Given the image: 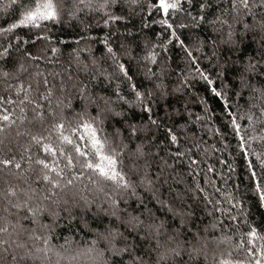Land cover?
I'll list each match as a JSON object with an SVG mask.
<instances>
[{
    "label": "snow or ice",
    "instance_id": "obj_1",
    "mask_svg": "<svg viewBox=\"0 0 264 264\" xmlns=\"http://www.w3.org/2000/svg\"><path fill=\"white\" fill-rule=\"evenodd\" d=\"M213 7V0H147L146 5L144 0H6L0 4V12L7 16L5 26H0L4 185L0 264H199V257L207 262L210 254L212 264H264V232L247 219L241 225L240 215L226 214L237 226L247 228L235 242V249L244 255L218 260L212 246L232 243L233 237H217L209 226L192 234L187 229L192 206H186L179 193L175 197L179 205L161 199L155 188L163 167H173L165 157L174 161L188 157L191 165L198 164L189 155L202 143L195 126L227 140L220 128L208 127L213 117L206 101H201L203 115L187 104L176 107L167 102L181 88L170 89L165 83L170 57L160 58L155 49L167 52L174 40L207 89L223 101L226 127L237 141L249 187L257 204L264 206V0H228L227 8L218 3V12L210 13ZM136 9L141 14L145 10L162 14L159 23L171 38L160 44L146 39L143 57L134 55L136 37L127 26ZM96 17L97 26L109 29L100 41L105 49L101 57L89 44L98 38L91 34L88 18ZM49 24L79 30L69 43L54 35ZM202 24L216 34L207 56L211 71L199 67L200 58L194 55L204 53L208 39L197 37L189 44L178 35L181 29ZM55 45L70 48L63 64V52ZM108 59L114 70L102 67ZM51 65H60L61 71H48ZM141 74L151 87L143 85ZM94 82H107L108 87L98 88ZM228 92L237 97L235 110ZM161 101L163 115L158 111ZM135 109L142 113L138 121L131 115ZM208 171L214 169L209 166ZM140 188L152 193V206L138 194ZM195 191L206 189L197 186ZM203 199L216 210L211 194ZM235 199L225 195V201ZM230 207L235 210L236 204ZM77 208L82 209L79 217L74 214ZM218 224L223 226L215 221L211 229ZM57 230L69 232L63 244L53 243L59 239ZM74 231L91 239L74 241Z\"/></svg>",
    "mask_w": 264,
    "mask_h": 264
},
{
    "label": "trees",
    "instance_id": "obj_2",
    "mask_svg": "<svg viewBox=\"0 0 264 264\" xmlns=\"http://www.w3.org/2000/svg\"><path fill=\"white\" fill-rule=\"evenodd\" d=\"M6 0H0V4H3ZM145 5L147 0H144ZM221 3L223 7H228V0H213V9L209 10L217 11L215 7L216 4ZM195 15V11H193ZM143 15V20L141 19ZM162 15V14H161ZM161 15L155 12H148L145 10L141 14L140 9H136V14L133 15L128 21L127 26L132 30L136 37V42L133 45L134 55L138 57H143L145 55V40L147 39L150 44H160L164 43L166 40L171 39L167 32L165 31V26L159 23ZM83 18V17H82ZM7 19L6 14L0 12V26H5V20ZM99 17L95 19L88 18V22L93 25L91 34L98 39L95 41H90L89 44L93 49V53L96 57H101L105 52L102 41L104 35L109 31L108 28L104 27L102 24L97 26L96 21ZM125 22L122 21L121 24ZM146 25V27L144 26ZM48 27L51 29L54 35L62 36V38L69 43H71L74 32L79 29H71L67 24H49ZM115 28H113V31ZM123 31V28L120 29ZM27 31V30H24ZM24 31L19 34L23 35ZM180 39L185 40L186 43L192 44L199 37L201 40L207 38L208 46L205 47L204 53H194L199 59V67L203 70L211 71V64L207 59V56L211 54V39L215 37V33L211 31V28L207 24H202L200 27H191L189 29H181L178 32ZM61 48L63 55L60 56L61 64L67 59V53L70 48L64 47L63 45H55ZM76 45L73 43L72 47ZM37 47H41L37 45ZM114 47H118V41L114 38ZM168 51L162 52L159 47L155 49L157 53L160 54V58L169 59V71L165 78V83L169 85L170 89H175L177 87L181 88L180 92L174 93L172 97L168 98V103L176 107H182L187 104L188 108L200 115H203V109L205 107L204 103L201 101H206L207 106L210 108L209 115L213 117L212 120L208 121V127L211 129L220 128L221 132L227 136V140H222L219 134L213 135L212 132L207 130H202L199 125L194 127V131L198 139L202 140L200 144V150L193 147L192 152L189 154L192 159L197 160V165H191L188 157H184L180 160H172L168 157V164L173 165L171 168L163 167V175L161 180L156 183L155 188L157 189V194L161 199L171 201L174 204L179 205L181 201L176 200L175 197L179 193L183 197V203L186 206H192L193 217L187 226V229L195 234L197 229L203 230L206 226H209L210 233L217 237L224 235L232 236V243H220L219 245L214 244L212 247L215 250L217 259H229L238 258L243 256V252H238L235 249V242L239 240L241 232H246L247 228H242L237 226L235 221H230L226 215L229 211L232 215H240V224L243 225L245 219L250 224L256 226L261 232H264V206H260L256 202V197L253 191L249 187V181L247 174L245 172V164L243 158L240 156V150L237 148V141L230 135V129L226 127L227 116L225 115L226 110L222 108L223 101L219 97H215L210 90L207 89L205 82L200 79V77L193 71L194 65L191 64L182 48L179 44L173 40L171 44H168ZM35 51V48L32 49ZM123 59H127L124 57ZM111 60L108 59L107 62H102V67L108 70H114L111 67ZM151 66V65H150ZM48 71H61L60 65L47 66ZM215 74L213 73V76ZM145 87H151L147 80L143 79L142 74L138 77ZM51 79V77H50ZM185 80L187 83H185ZM231 80V75H229L228 80L224 81L223 87L227 88ZM98 88L108 87L107 82L99 84V82H94ZM216 86L219 89L221 87L220 81H216ZM230 97V102L233 104V110H235V104L237 103V97H235L231 92L227 93ZM245 99H247V92H245ZM179 101V103H177ZM163 101L158 108L159 114L163 115L164 107ZM243 106L244 101H239ZM135 120H140L142 113L139 109H135L131 114ZM219 117V119H216ZM191 127V126H190ZM163 139V137H161ZM225 143L228 145L225 147ZM204 149H207L205 152ZM163 155V153H161ZM159 163V161H157ZM209 166L214 169V172L208 171ZM152 175L155 178L156 168L153 167ZM166 181V182H165ZM210 181V183H206ZM3 182L0 179V188H2ZM199 186L206 189L205 193H197L195 188ZM138 194L143 196L145 203H149V206L155 203L152 200V193L140 188L138 189ZM207 194H211V198L216 201L218 207L214 211L212 204L205 205L203 197ZM231 194L235 196V201H225V195ZM243 201L242 205L240 201ZM224 201L223 203H221ZM231 203L236 204V209H231ZM158 207V205H157ZM242 211H238L239 209ZM185 210H189L186 208ZM92 211H95L93 206ZM221 211L225 215H221ZM210 213H213L210 215ZM0 214L2 213V207H0ZM74 214L79 217L82 214V209H74ZM247 214V216H245ZM62 216H66V213L61 212ZM89 218L91 213L88 214ZM222 222V227L218 224L216 229H211L210 225L215 222ZM47 222V221H46ZM65 221L62 220L61 224ZM178 223V222H177ZM231 229V230H230ZM87 233V230H85ZM57 235L59 239H54V244H63L64 237L69 235L68 231L57 230ZM72 239L74 241H86L91 239L88 235L77 234L75 231L72 233ZM221 253L223 254L221 256ZM231 254V255H229ZM127 259V258H126ZM183 259L187 260V254L184 255ZM199 264H212V256L209 255L207 262L201 256L198 258Z\"/></svg>",
    "mask_w": 264,
    "mask_h": 264
}]
</instances>
